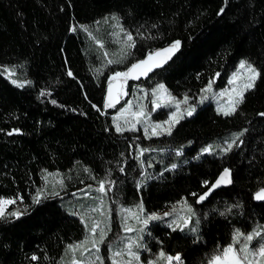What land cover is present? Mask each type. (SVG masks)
Wrapping results in <instances>:
<instances>
[{"label": "trees", "instance_id": "obj_1", "mask_svg": "<svg viewBox=\"0 0 264 264\" xmlns=\"http://www.w3.org/2000/svg\"><path fill=\"white\" fill-rule=\"evenodd\" d=\"M109 15L133 35L125 67L107 64L104 46L89 32ZM175 41L179 50L147 81L164 83L174 95L196 98L210 80L225 85L240 59L260 75L232 115L208 102L163 135L175 149L167 161L177 167L159 176L155 170L146 183L137 159V143L146 139L116 131L115 109L105 106L109 78ZM0 65L27 78L14 84L0 68V198L24 209L0 218V264H60L67 246L86 236L64 195L104 178L120 186L124 203L141 198L149 212L182 200L194 205L198 233L154 222L150 255L164 250L179 253L182 264H208L237 230L264 224V202L254 198L264 187V0H0ZM234 131L244 133L230 151L201 153ZM225 168L232 183L197 203ZM56 171L62 174L56 193L39 197L46 174Z\"/></svg>", "mask_w": 264, "mask_h": 264}, {"label": "rangeland", "instance_id": "obj_2", "mask_svg": "<svg viewBox=\"0 0 264 264\" xmlns=\"http://www.w3.org/2000/svg\"><path fill=\"white\" fill-rule=\"evenodd\" d=\"M90 29L89 32L92 35V37L95 38L97 43L99 42L98 44L104 46L103 50L104 53H107V58L111 60H114L116 58H121L122 59L121 61L118 60H114V61H118L116 62L117 65L124 66L122 64L125 62L126 55H123V53L127 52V48H128L127 45L129 43L127 41V35L131 33L126 31L121 26V24L118 22V20L114 15H109L108 17H105L104 19L99 21L96 25H94L93 28ZM131 43H133V41ZM242 61L246 62V66L243 69L240 67ZM247 65H251L259 73L258 69L254 64H252L246 59H240L236 64L235 68L233 69V71H231L230 75L226 79L225 85L219 87L214 84V81L210 80L202 88L201 93L196 98H193L188 94H184L180 96L174 95L168 90L167 86L162 82H156V83L151 82L152 84L151 86L150 83H147V81L150 80L149 79L150 77L139 81L130 80V78L125 80L123 77H117L115 80L111 81V83L115 82L117 79H120L122 81V91L120 93L122 97V101L120 105L114 107L115 111H113V122L115 129H116V124L118 123L122 128L125 129V131L120 133L129 132L130 134H134L136 136V139L141 140V142L145 141L144 139H146L145 146H142L141 144L137 143L139 150H142V148H144V150H146V155H147L146 156L144 153L143 154L145 156L140 155L139 153L137 155L139 164L142 167L141 175L144 174L146 177L144 178L145 180L144 182L147 183V181L151 179L153 172L155 170L161 169V171H158L157 174V176H159L161 175L162 171L164 172L172 166L168 163L167 160L170 158V155L174 153L173 150H175L167 146V143L164 141L163 135H168V134L152 136L150 126L152 124H159L168 121L172 113L174 112H176L177 115H179L180 113H185L184 115L185 117L187 116L186 115L187 109L195 107L196 110L199 105H203L208 102H212L216 110L219 113H221L218 109L228 104L229 94H232L234 96L232 90L233 89L241 90L244 84L247 83L248 77L250 75V73L247 70ZM0 68L2 69V71L6 76L11 78L12 80H15L17 83L21 84L27 81V78L20 76L16 72L15 68L12 66L0 65ZM116 70H118L117 72H127L128 67L126 69L122 68ZM113 75L114 73L110 75V77H112ZM234 75L237 76V79L234 83H232L231 81ZM131 81L133 83H131ZM210 83H211V88H209ZM160 84H163L165 86L167 93L170 94L171 97H174L175 101L181 102L179 104V108H177L175 102L169 103L168 96L164 93H160V97L162 98L158 100V102L161 103L162 106L160 108H155L153 101L157 100L158 98L157 95H154V90H156L157 86ZM222 93L225 94L222 95ZM185 97H187V103H183ZM129 105H131L130 112H125L123 115H121L122 110L128 108ZM141 109H143L146 116L140 117L139 118L140 122H137V118L132 116L131 113L139 112ZM164 109L167 110L166 113L161 112ZM133 124H135L134 129L132 128ZM240 133H244V131L230 132L227 135L214 140L215 142H211L203 149L209 148L211 146V151H220V153H225L224 149L227 148L229 143H233V141H235V143H233V147L236 145L237 142L239 143V140L242 137V135L238 136V134ZM154 138H156V140H153ZM201 153L203 154L205 152L201 151ZM175 165L177 164L175 163ZM101 181H105L104 192L97 191V189H99L100 187V182H99L96 184L90 183L81 190L72 192L71 196L64 195V198L66 199V203H64V201L62 202L65 205V209L69 213L77 215L78 217H80V219L81 216H83L84 219L81 220L83 221L86 229V236L81 241L71 243L69 245H77L80 244L82 241H87L84 247L87 248L88 251H84L83 248H78L75 251L70 252L68 251V246H67L65 254L60 260V264H72L73 259L77 261H82V264H101V261L103 262V264H113V259L116 260L117 264H129V261H131V264H137V262L132 260V257L126 251H124V249L130 241L135 242L137 238L141 235L143 236V239L139 242L143 245H146V249L145 248L137 249L135 247V244L133 245V251H138L140 256L139 264H149L150 261L155 262V264H167L166 260H163L159 257L161 251H163L166 256L175 257L177 254H179V253L168 254L164 250H159L155 252L153 255H150L149 252L151 251L147 244V235L149 233L150 226L154 222H161L164 223V225L169 226V224H171L173 220H176L177 217L186 215L187 208L183 205V202L186 200H182L162 211L149 212L145 209L143 200L141 198L134 200L130 204L124 203L122 201V197L120 194V186L117 185L114 180L110 178H104ZM61 183H62V174L60 172L57 171L48 172L46 174L45 184L43 187L45 188L47 185L52 184L49 188L53 189L54 191H52L51 189L45 190L42 187L39 190L38 196L41 197L46 194H55L58 189L56 185ZM62 188L64 189L65 187ZM4 199H10V198H4ZM15 201L16 202L14 204H9L6 206L4 217H16L11 215V213L19 212L21 214L24 212L21 203H19L17 200ZM82 202L84 203V205ZM186 202L188 206H191L193 212L195 213V215L192 217V222L190 227L195 226V221L199 219V225H198V231H199L201 218L198 215L194 205H192L188 201ZM141 203L143 204V208H144V213L141 214V218H143V215L145 214L156 213L162 216L163 219L157 221H150L149 224L146 226V230L144 233H140L138 231L125 232L124 231L125 224H127L128 227H131L133 229H139L140 227L143 226L142 224L138 223L136 219L133 218L131 213L124 211L127 209H131L132 213H135L138 210L137 206L140 205ZM93 209H99V211H93ZM164 213H172V215L164 216ZM97 222L99 223V228L95 233H92L90 229L92 225ZM101 230H104L106 232V235L104 236L102 242L100 240ZM184 231L190 232L187 228ZM198 231L196 233H198ZM256 231H260L261 233H264V224L260 226H256L252 231L248 233H242L239 231L244 235L241 236L238 242L235 244L237 250H239V248L242 247V245L245 243L244 236H247L248 234H252ZM93 240L96 241L95 248L92 246ZM262 242H264V240H262L260 237L254 238L253 241H251L249 247L252 250H255L259 247V244ZM117 251H120L123 254L119 257H114L113 254ZM221 251L214 253L211 256V258L214 255L220 253ZM98 256L100 257V260H97ZM173 264H175V262H173ZM261 264H264V261H262Z\"/></svg>", "mask_w": 264, "mask_h": 264}, {"label": "snow or ice", "instance_id": "obj_3", "mask_svg": "<svg viewBox=\"0 0 264 264\" xmlns=\"http://www.w3.org/2000/svg\"><path fill=\"white\" fill-rule=\"evenodd\" d=\"M222 11H223V9H221V12ZM127 41L129 42L127 46L129 48L132 47L133 44L131 42L133 41V37L131 34L127 35ZM102 46L103 45H101V47ZM179 46H180V41H175V42H173L172 45L169 46V48L164 49L161 52L155 53L154 55H150L148 57V59H146L144 61H139L138 63L133 64L131 66V68L128 69L127 72H116V73H114V75L109 78V80H110L109 92H108V99L106 100L105 106L106 107H114L115 103L118 102V97L113 96L111 81L115 80L117 77H123L126 80L128 78L138 79L139 76L146 75L147 72L151 71L153 67H160L161 66L162 62L161 61H155V57H159L163 53L174 54L176 51L179 50ZM127 54L128 53H123V55H127ZM105 55L107 56V53H105ZM166 58L170 59L171 56L169 55ZM116 62H118V61H114L111 59H109L107 61L108 64H112V63H116ZM245 66H246V62L242 61L240 64V67L243 69V68H245ZM247 70L250 73L247 83L244 84V86L241 90L233 89L232 92L234 93V96L232 94H229L228 104L226 106H222L218 109L223 115L230 116L233 113H235L237 111L238 106L244 102V93L246 91L252 89L255 86V80L260 75V73H258L256 71V69L253 68L251 65H247ZM68 74L72 75L71 72H69ZM236 79H237V76L234 75L231 82L234 83L236 81ZM12 82L14 84L17 83L15 80H13ZM20 86H22V85H20ZM209 88H211V83L209 84ZM160 93L166 94L168 96L169 103L175 102L177 108H179V104L181 102L175 101V98L171 97L170 94L167 93V90L163 84L158 85L157 89L154 90V95H157V98H158L157 100L153 101L155 108H160L162 106V104L158 102V100L162 98V97H160ZM223 94H225V93H222V95ZM42 95H43V93H42ZM53 103H55V101H53ZM183 103H187V97H185ZM130 108H131V105H129L128 108L123 109L121 112V115H123L125 112H130ZM194 112H195V107L189 108L186 110V115L192 116ZM131 115L137 118V122H140L139 121L140 117L146 116L143 109H141L139 112H133V113H131ZM184 115H185V113H180L179 115H177V113L174 112V113H172V115L168 121H165V122L159 123V124H152L150 126L151 127V135L152 136H159L161 134L171 135L172 128L177 123H179L180 119L184 118ZM260 115L264 116V113H260ZM132 128L133 129L135 128V124L132 125ZM16 131H18V130H16ZM116 131L117 132H123V131H125V129L122 128L117 123L116 124ZM146 132H147V129H146ZM11 134L12 133H9V135H11ZM239 135H243V133L238 134V136ZM233 143H235V141H233ZM233 143H229L227 148L224 149V151L225 152L230 151L233 147ZM144 151H146V150L142 149L140 154L143 155ZM202 151L203 152L211 151V146L209 148L203 149ZM176 154L180 155V152H177ZM176 167H177V165H175V164H173L171 166L172 169H175ZM123 170H124L123 168L120 169V171H123ZM86 171H87V169H86ZM207 183L208 182L205 181V184H207ZM231 183H232L231 170L228 168H225L223 170V172L220 174V176L217 178L216 182L211 185V187L209 188V191L205 192L202 196L199 197V200L197 201V203L205 200L206 197L209 195V193L213 189L220 187L222 185H227V184H231ZM97 191H100V192L105 191V181H100V187H99V189H97ZM255 199L264 201V189H261L259 192L256 193ZM15 202L16 201L13 199L0 198V218H4L6 206L9 204H14ZM36 202H39L38 196L36 197ZM183 205L187 208V214L184 216L177 217L176 220H173L171 222V224H169V227H172L173 231H175L177 229H179L180 231H184L187 228L190 232L196 233L198 231L199 219H197L195 221V226L190 227L191 222H192V217L195 215V213L193 212L191 206L187 205L186 201L183 202ZM137 209L138 210L135 213H132L131 209H127L124 211L131 213L133 218L136 219L137 222L142 224L143 226L140 227L139 229H133L131 227H128L127 224H125V227H124L125 232L138 231L140 233H144L146 230V226L149 224L150 221H157V220L163 219L162 216H160L156 213L145 214V215H143V218H141V214L144 213V208H143L142 203L137 206ZM93 211H99V209H93ZM11 215L18 217L20 215V213L14 212V213H11ZM171 215H172V213H164V216H171ZM81 219L83 220L84 217L81 216ZM98 228H99V223L98 222L94 223L92 225L90 231L92 233H95ZM105 235H106V232L104 230H101L100 231L101 242L103 241ZM149 235H150V233H149ZM243 235L244 234L240 233L239 230H237L236 234L234 236V239H233V243L224 247L220 253L214 255L208 261V264H261V262L264 261V242L260 243L259 247L255 250H252L249 247V245H250L251 241H253V239L257 238V237H260L262 240H264V233H261L260 231H256L252 234H248L247 236H244L245 243L242 245V247L239 248V250H237V248L235 247V244L238 242L239 238ZM142 239H143V236L141 235L137 238V240L135 242L130 241L124 249V251H126L132 257V260L137 262V264H139L140 256H139L138 251H133V245L135 244V247L137 249H139V248H145L146 249V245H143L139 242ZM86 243H87V241H82L80 244H77V245H68V251H70V252L75 251L78 248H83L84 251H88V249L84 247V245ZM92 246L94 248L96 247V241L95 240L92 241ZM97 251H98V249H97ZM122 254H123L122 252L117 251L113 255H114V257H119ZM159 257L163 260H166L167 264H173V262H175V264H182V258L180 256V254H177L175 257L166 256L165 253L163 251H161L159 254ZM32 259L37 260L38 257L33 255ZM97 260H100L99 256L97 257ZM72 264H82V261H77V260L73 259ZM101 264H103L102 261H101ZM113 264H117L115 259H113ZM129 264H131V261H129ZM149 264H155V262L150 261Z\"/></svg>", "mask_w": 264, "mask_h": 264}, {"label": "water", "instance_id": "obj_4", "mask_svg": "<svg viewBox=\"0 0 264 264\" xmlns=\"http://www.w3.org/2000/svg\"><path fill=\"white\" fill-rule=\"evenodd\" d=\"M172 45V44H171ZM169 46L170 45H167V46H164V47H162V48H159V49H156L155 51H153V52H151V53H149L145 58H143V59H141V60H139V61H144V60H146V59H148V57L150 56V55H154L155 53H158V52H161L162 50H164V49H167V48H169ZM176 53V52H175ZM175 53L174 54H168V53H163L161 56H159V57H155V61H161L162 63H161V66L160 67H153L152 68V70L151 71H148L147 72V74L146 75H142V76H139V78L138 79H133V78H130V80H134V81H139V80H143V79H147V78H149V77H151V75L156 71V70H158V69H160L161 67H164L172 58H173V56L175 55ZM171 56V58L170 59H167L166 57L167 56ZM139 61H137V62H135L134 64H136V63H138ZM130 68H131V66H130ZM111 86H112V93H113V96L114 97H118V102L117 103H115V106L114 107H116L117 105H119L120 103H121V101H122V97H121V91H122V81L120 80V79H117L115 82H113V83H111ZM108 92H109V87H108V90H107V93H106V98H105V103H106V100L108 99ZM114 107H106V108H109V109H111V108H114ZM228 169H230V168H228ZM231 170V169H230ZM223 172V171H222ZM221 172V173H222ZM220 173V174H221ZM220 174H219V176H220ZM218 176V177H219ZM217 177V178H218ZM231 179H232V171H231ZM217 180V179H216ZM216 180L213 182V183H215L216 182ZM212 183V184H213ZM211 184V185H212ZM227 185H229V184H227ZM227 185H222V186H220V187H217V188H215V189H213L210 193H209V195L206 197V199L205 200H203V201H201V202H199V203H202V202H204V201H206L216 190H218V189H220L221 187H224V186H227ZM211 187V186H210ZM209 187V188H210ZM209 188L207 189V191L206 192H208L209 191ZM261 189H264V187L263 188H261ZM260 189V190H261ZM260 190H258L257 192H259ZM256 192V193H257ZM256 193H255V195H256ZM203 195V194H202ZM201 195V196H202ZM254 198H255V196H254ZM255 201L256 202H264V201H261V200H257V199H255Z\"/></svg>", "mask_w": 264, "mask_h": 264}]
</instances>
